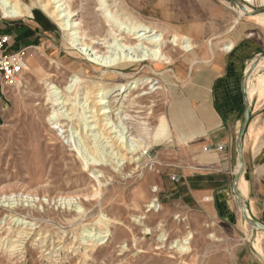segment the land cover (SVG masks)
I'll return each instance as SVG.
<instances>
[{
  "label": "rangeland",
  "instance_id": "rangeland-1",
  "mask_svg": "<svg viewBox=\"0 0 264 264\" xmlns=\"http://www.w3.org/2000/svg\"><path fill=\"white\" fill-rule=\"evenodd\" d=\"M95 1L70 0L74 18L80 19L82 29L90 36L96 32L103 35L105 29ZM180 1L190 4L187 19L201 22L203 36L200 42L194 40L198 45L194 54L167 47L173 56L168 67L176 71L177 78L168 71L170 83L163 80L162 75L149 72V61L145 60L124 70V74H114L103 81L110 91L118 83L136 78H156L153 83L158 80L163 83L154 87L152 84L140 86V92L132 95L137 94L138 102L129 104L126 101L131 117L125 120L128 133H131L126 138L128 143L132 142L128 139L136 133L140 121L146 123L151 132L161 119L165 121L167 127L163 138L150 146L139 163H119V166L114 156L106 154L109 149L99 138H94V146L98 155L107 161L99 163L93 159L89 160L90 166H83L82 160L92 158L83 150L79 130L77 134L74 124L65 120L61 129H52L53 125L46 119L51 103L44 96L48 80L42 79V73L49 72L51 82L58 86L74 73L88 71L94 80H100L102 76L82 54H76V50L66 43L64 33L52 19L38 7L33 8L48 18L52 29L42 33L36 42H27L29 44L17 50L24 51L25 66L16 83L5 85L0 82L4 87L0 109V264H247V258H236L237 247L246 249L251 258L264 264V234L246 224L239 209L240 198L244 199L248 210L253 209L252 201L248 193L241 194L242 187H235L238 196L230 187L237 167L234 139L241 112L229 123L228 145L218 146V151L223 153L219 160L201 157L209 149L201 144L205 132L201 129L199 135L194 133V128L201 124L196 125L192 120L196 106L192 89L199 87L202 96L209 93L206 74L212 72L206 70L211 64L207 61L211 57L210 51L221 42L217 35L224 26L213 17L217 12L212 7L220 0H110L119 10L157 27V31L167 26L169 34L176 31L162 4L171 7ZM225 4L231 8L227 12L228 22L224 29L229 32L225 38L229 39L228 43H233L226 51L232 54L240 50L242 53L241 64L235 66L239 75L250 60L264 52V27L246 14L234 23L238 8L227 1ZM252 8L257 10L253 13L255 16L264 18V5L256 4ZM212 36L211 45H207V39ZM114 50L115 47L108 49L107 55L111 52V56H115V52L119 54L118 49ZM192 58H202L204 62L189 67ZM28 59H33L34 67L28 66ZM261 74L264 75V66L250 75V82L255 83ZM80 89L78 97L74 98L78 105L82 102ZM199 98L203 102L210 99L198 94ZM251 105L248 124L255 121L256 132L250 136L247 125L241 139L242 155L248 163L251 156L264 151V98L255 92ZM111 114L116 125L114 131L125 132L115 111ZM210 172L218 173L214 182L222 191L217 193L220 187L215 188L212 195L210 192L204 194L199 201L194 198L197 196L192 188L191 193L182 188L185 179L189 183V178H195L199 184L196 189H204L202 185L206 184L200 177ZM64 196L67 197L61 198ZM153 198L159 208L147 207ZM222 199L234 214L233 226L224 223L226 218L210 217L203 209V202H214L215 208L223 211ZM104 217L110 224L108 235L101 241L97 237L98 230L106 227L101 220ZM160 221L161 229L157 228ZM85 229L93 231L91 238L95 241H86L89 237ZM21 230L27 234L21 235ZM188 231L192 238L187 244V253L179 254L169 247V243L182 238ZM163 233L167 237L166 246L160 241ZM257 239L259 250L254 245Z\"/></svg>",
  "mask_w": 264,
  "mask_h": 264
},
{
  "label": "bare ground",
  "instance_id": "bare-ground-1",
  "mask_svg": "<svg viewBox=\"0 0 264 264\" xmlns=\"http://www.w3.org/2000/svg\"><path fill=\"white\" fill-rule=\"evenodd\" d=\"M256 4L260 6L264 5V0H242V3L239 4L238 7V14L235 20L233 19L234 23L240 16L246 14L251 17V19L262 23L264 27V18H259V16L257 17L250 13L253 10L252 6ZM95 5L100 10L102 20L105 24L103 35L96 32L95 35L93 34V36H90L82 29L83 26H81L80 19L74 18V13L70 8V0H0V12L5 18H32L33 8L38 7L49 19H52L58 25L64 33L65 40L67 41L66 43L76 50V54H82L92 64L91 66L95 70L101 72L102 78L100 80H94L88 74V71L82 72L81 74L74 73L70 76L69 80L59 86L51 82L52 75L49 72L42 73V79L44 81L48 80L44 96L46 101L51 103L50 109L46 113V119L50 122L51 126L53 125L52 129H61L63 121L65 120L74 124L77 129L75 132L79 130L83 150L92 158L86 159L85 161L82 160V165L90 166L91 161L89 162V160L93 159L99 163H105L107 161L104 157L98 155V151L94 146V141L98 138L102 139L103 143L105 142L106 149H109V152L106 154H108L109 157L114 156L113 158L118 161L116 165L119 163L124 165V163L134 161L139 163L141 158L147 155L150 146L163 138L162 135L167 124L161 119L158 126L156 125L157 128L151 132L146 123L142 121L137 122L138 129L136 133L132 135V138L130 137L128 139L132 142L128 143L126 138L129 137L131 133H128L129 129L126 125V119L130 118L131 115L127 112L126 101H128L129 104L138 102L135 97L140 92L139 87L142 85L152 84L151 86L154 87L157 83L160 85H163V83H161L160 80L153 83L156 78L150 80V77L144 76L145 78H136L131 81L124 80V82L118 83L116 87L110 91L111 88L107 87L106 83H103V81L108 80V77L114 74L122 75L124 74V70L137 66L146 60L149 61V72L162 75L163 80L170 83L171 79L168 71L174 74L176 78L177 74L175 70L168 67L173 60V56L167 50V47H177L182 51L194 54L198 45L185 32L176 31L169 34L167 26L157 31V27L149 23H142L128 13L119 10L115 5L111 4L110 0H96ZM212 38L213 36L207 39V45H211ZM112 46L115 47L116 50L118 49L119 54L116 55L115 52V54H113L115 56H111L112 52H109L110 55H107V50L109 49L110 51V49H113ZM232 46L233 43L230 42L224 45L223 49L229 50ZM200 60L199 58H192V60H190V65L200 62ZM252 61L253 59L246 67V81L244 85L246 99L250 104L252 103L253 94L255 92L258 93V97L264 98V75H258L255 83L250 82V75L256 73L259 67L264 66V57L258 58L253 66ZM27 63L30 68L35 66L33 59H28ZM81 71H83V69ZM248 73L251 74L248 76ZM79 88H81L79 95L81 96L80 99L82 102L80 101L81 104L79 103L78 105V103L74 101V98L78 97L77 92ZM135 89L137 91L132 92L130 94L131 96H127V94ZM134 93H137L135 97L132 96ZM63 107L66 108L64 111L61 109ZM112 111H115L121 129H126L125 132L117 131L116 133V131H114L116 125H114V119L112 118L113 114H111ZM247 132H249L250 136L256 132L255 121H251L248 124ZM127 133L128 135H126ZM72 138L71 136L69 139L70 145H72L71 142L73 143ZM78 153H80L79 149ZM244 168V166L242 167L240 165V161L237 158V167L234 170V173L237 175L235 187L237 185L242 187L241 189L244 194H241L243 196H245L248 191V183L244 176ZM236 195L238 196L237 192ZM66 197L67 196L61 198L65 199ZM242 205L246 210L247 216L250 217L244 199L240 198L239 209L243 216ZM147 207L159 208V205L153 198ZM101 216L103 217V215ZM101 220L105 223L106 227L104 230H98L99 236L97 238L102 241L108 235V225L110 222L109 219L105 217ZM245 222L247 224L246 220ZM22 223L32 225L27 221H23ZM161 226L162 221L159 222L157 228L161 229ZM85 230L86 236L89 237L86 241H95L91 238L93 236L91 232L93 231ZM19 233H21V235L27 234L26 231L22 230ZM161 238L160 241L165 243L167 240L166 234L163 233ZM190 238H192V233L188 231L182 238L169 243V247L174 248L179 254H185L189 251L187 244ZM254 245L258 250L260 249L258 239ZM86 247L91 248V246L88 247V245Z\"/></svg>",
  "mask_w": 264,
  "mask_h": 264
},
{
  "label": "crops",
  "instance_id": "crops-1",
  "mask_svg": "<svg viewBox=\"0 0 264 264\" xmlns=\"http://www.w3.org/2000/svg\"><path fill=\"white\" fill-rule=\"evenodd\" d=\"M226 1L232 3L229 0H220L218 1V5L216 7H212V9L215 8L217 12V14L213 17L215 19L218 18L220 24L224 26H221V30H223L217 35L221 38V42L219 43V46L215 48L214 51H211L210 60L207 61L211 64L206 70L212 72L210 74H206L208 75L207 78L209 79L208 82L210 83L208 91L209 93L207 96H202V91L199 87H195L194 89H192L194 92V99L196 103L192 120L195 122L196 125L197 123H200V127H202L194 128V133H198L196 135H199L200 132L202 133L201 129H204L205 139L202 141L201 144H203L204 146H208L209 149L205 151L204 154L202 153L201 157L210 161L219 160L222 158L223 153L221 151H218V146H221L222 144L228 145L229 123L235 120V117L241 112V119L239 121L240 126L244 110V91L242 88V74L245 71L246 67L242 70L239 75L237 74V69L235 68V66L241 64V57H243V55L239 52L240 50H237L236 53L234 52L232 54H229L226 50L223 49V44L229 42V39L225 38L229 31L226 32L224 28L226 26V23L228 22L227 12L231 10V8L225 4ZM189 5V3L187 4L182 1H180V3H178L177 5H172L171 7L168 6V4H162V6L167 8L166 15L174 31L185 32L193 40H195L196 42H200L202 41L201 38L203 36L201 28L202 26H200L201 22L187 19L186 14L190 10ZM32 13V18H26L25 20L15 21H10L5 17L0 16V34H6L9 36V42L6 44L5 48L6 53H15L22 46H26L31 42H36V40L39 39L38 37L42 33H46L47 31H50L52 29L50 21L42 12L33 10ZM202 62L204 61L201 58L200 62H196L193 65H190L189 63V66L192 67L197 63ZM193 78L194 80L196 79V77ZM3 94L4 87L1 86L0 109L3 107V105L1 104ZM198 94L200 97H209L210 99H206L205 102H203L201 100L202 98L198 99ZM243 159L245 167L244 176L247 179L248 183L247 193L253 204V209H250L251 211L249 210V213L252 215V217L264 224V151L251 156L250 163H248L246 158ZM216 174L214 172H210L207 176L200 177L201 181L206 184L204 186L202 185V187H204V189L202 188V190L196 189L199 184L197 183L195 178H189V183L185 179V182H182L185 187L182 188L188 193H191L192 188L197 196L194 198L199 199V201H201L200 199H202L204 194H208L210 192V194L212 195L214 193L215 188L220 187V190H218L217 193L222 191L221 186L219 184L215 186L216 183L214 182V178L216 177ZM206 199H209V197H207ZM222 202V206L224 207L222 209L223 211H218V209H216L214 206V202H203L202 206L210 217H213V215H215L216 217H218L217 219L223 220L226 218L227 222H225V220L224 223L228 226H233V218H235L234 214L232 210L227 206V203L224 199H222ZM236 258H247V264H262L251 258L250 254L247 252L246 249H241L240 247L236 248Z\"/></svg>",
  "mask_w": 264,
  "mask_h": 264
},
{
  "label": "water",
  "instance_id": "water-1",
  "mask_svg": "<svg viewBox=\"0 0 264 264\" xmlns=\"http://www.w3.org/2000/svg\"><path fill=\"white\" fill-rule=\"evenodd\" d=\"M232 2V4L234 6H236L237 8L239 7V4L242 3V1H236V0H229ZM262 9V8H261ZM255 11L257 10H252L250 13H256ZM260 57H264V52L259 53L252 61V66L254 65L255 61L260 58ZM245 74H246V69L242 74V88L244 91V110H243V116H242V121L240 123V126L237 130L235 139H234V149H235V153L238 157V160L240 161V165L243 167L244 166V159H243V155H242V148H241V139L242 136L244 134L245 128L248 125L249 119H250V111H251V104L247 101L246 99V94H245V90H244V82H245ZM237 180V175L233 174L232 179H231V191L234 195H236V189H235V183ZM246 206V205H245ZM242 211H243V218L247 221V224L256 229V230H260L264 232V224H262L260 221H258L257 219H255L254 217H252V215L249 213L250 217L247 216L246 214V210L244 208V206L242 205Z\"/></svg>",
  "mask_w": 264,
  "mask_h": 264
},
{
  "label": "built area",
  "instance_id": "built-area-1",
  "mask_svg": "<svg viewBox=\"0 0 264 264\" xmlns=\"http://www.w3.org/2000/svg\"><path fill=\"white\" fill-rule=\"evenodd\" d=\"M9 42V36L0 34V82L5 85L15 84L18 74L24 70L25 58L24 51L15 53H6V44Z\"/></svg>",
  "mask_w": 264,
  "mask_h": 264
}]
</instances>
